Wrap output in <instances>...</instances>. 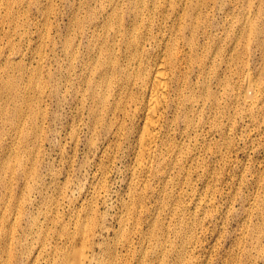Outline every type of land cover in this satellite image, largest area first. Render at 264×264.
<instances>
[{
  "label": "rangeland",
  "instance_id": "374dc122",
  "mask_svg": "<svg viewBox=\"0 0 264 264\" xmlns=\"http://www.w3.org/2000/svg\"><path fill=\"white\" fill-rule=\"evenodd\" d=\"M0 264H264V0H0Z\"/></svg>",
  "mask_w": 264,
  "mask_h": 264
},
{
  "label": "bare ground",
  "instance_id": "6f19581e",
  "mask_svg": "<svg viewBox=\"0 0 264 264\" xmlns=\"http://www.w3.org/2000/svg\"><path fill=\"white\" fill-rule=\"evenodd\" d=\"M249 78V77H248ZM175 81L173 77V70L165 69L163 64H160L154 71L149 74L147 85L149 87L148 97V110L145 115V125L142 128L140 146H148V152L152 149L154 153L158 147V139L160 137V129L162 123L166 120V117L171 113V107L177 104L173 101H169V91L171 83ZM247 89H251L250 81H247ZM89 113L94 117L96 114L89 110ZM143 152L146 151V147H142ZM149 157V154H148ZM157 157V156H156ZM58 260L63 261L62 255Z\"/></svg>",
  "mask_w": 264,
  "mask_h": 264
}]
</instances>
